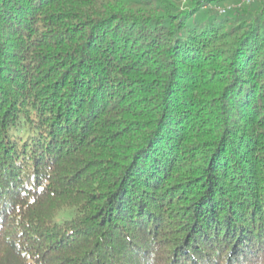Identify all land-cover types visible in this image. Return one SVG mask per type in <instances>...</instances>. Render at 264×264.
Masks as SVG:
<instances>
[{"label": "trees", "instance_id": "1", "mask_svg": "<svg viewBox=\"0 0 264 264\" xmlns=\"http://www.w3.org/2000/svg\"><path fill=\"white\" fill-rule=\"evenodd\" d=\"M242 1L0 0V264H264Z\"/></svg>", "mask_w": 264, "mask_h": 264}, {"label": "built area", "instance_id": "2", "mask_svg": "<svg viewBox=\"0 0 264 264\" xmlns=\"http://www.w3.org/2000/svg\"><path fill=\"white\" fill-rule=\"evenodd\" d=\"M253 0H243L242 2L243 3H250V2H252ZM220 11H224V10H220Z\"/></svg>", "mask_w": 264, "mask_h": 264}, {"label": "rangeland", "instance_id": "3", "mask_svg": "<svg viewBox=\"0 0 264 264\" xmlns=\"http://www.w3.org/2000/svg\"><path fill=\"white\" fill-rule=\"evenodd\" d=\"M69 211H70V210H69ZM60 215H61V216H65V215H67V214H65V213L62 212Z\"/></svg>", "mask_w": 264, "mask_h": 264}]
</instances>
